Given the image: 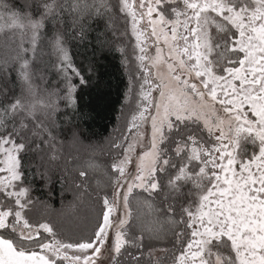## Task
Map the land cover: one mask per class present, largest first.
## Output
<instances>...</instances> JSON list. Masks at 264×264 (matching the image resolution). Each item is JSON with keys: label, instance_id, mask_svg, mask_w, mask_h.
Masks as SVG:
<instances>
[{"label": "snow or ice", "instance_id": "obj_1", "mask_svg": "<svg viewBox=\"0 0 264 264\" xmlns=\"http://www.w3.org/2000/svg\"><path fill=\"white\" fill-rule=\"evenodd\" d=\"M113 54L134 108L107 165L77 167L103 179L72 236L34 193ZM145 261L264 264V0H0V264Z\"/></svg>", "mask_w": 264, "mask_h": 264}, {"label": "trees", "instance_id": "obj_2", "mask_svg": "<svg viewBox=\"0 0 264 264\" xmlns=\"http://www.w3.org/2000/svg\"><path fill=\"white\" fill-rule=\"evenodd\" d=\"M79 51L77 64L87 66L88 53L83 48ZM101 63L103 66L97 68L101 87L93 84L84 89L79 100V111L68 110V120L61 132V138L65 141L63 157L51 174V181L48 184L40 183L34 193L49 205L46 218L72 236L90 235L95 223L92 190L96 181L103 179L101 173L90 172L87 179L89 187L86 191L79 189L76 187L81 182L77 167L89 159L106 166L109 156L100 150L112 137L124 132L132 112L130 107L127 109L125 99L128 72L120 63L119 54L108 56ZM73 130L80 135V142L75 145L71 144ZM89 152L92 156H89ZM139 211L145 214L146 219L152 218L148 209L141 208Z\"/></svg>", "mask_w": 264, "mask_h": 264}, {"label": "rangeland", "instance_id": "obj_3", "mask_svg": "<svg viewBox=\"0 0 264 264\" xmlns=\"http://www.w3.org/2000/svg\"><path fill=\"white\" fill-rule=\"evenodd\" d=\"M133 91L135 92V89ZM134 100H135V96H133V99L132 100H127L126 101V103H127V105H126L127 109H129V107H130L131 111H133V108H134ZM130 114H131V112H130ZM89 156H92L90 152H89ZM156 255L159 256V255H162V254L161 253H157Z\"/></svg>", "mask_w": 264, "mask_h": 264}]
</instances>
